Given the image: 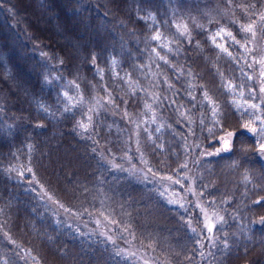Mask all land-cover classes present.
<instances>
[{"label":"trees","instance_id":"16d2710c","mask_svg":"<svg viewBox=\"0 0 264 264\" xmlns=\"http://www.w3.org/2000/svg\"><path fill=\"white\" fill-rule=\"evenodd\" d=\"M249 26L264 0H0V264H264Z\"/></svg>","mask_w":264,"mask_h":264},{"label":"rangeland","instance_id":"374dc122","mask_svg":"<svg viewBox=\"0 0 264 264\" xmlns=\"http://www.w3.org/2000/svg\"><path fill=\"white\" fill-rule=\"evenodd\" d=\"M221 32L222 31L216 34L218 36L219 42H223L226 37V34H222ZM247 35L248 38L244 43L245 46H243L244 47L243 49L246 52V54H248L247 56H250L252 74L254 75L256 82V89H255L256 98L254 100L252 99V101H248L246 103V106H250L254 110L258 111L257 113L262 116V119H264V36L259 37L258 32L255 33L253 31H251ZM228 38L234 39L233 36H228ZM261 121L263 125L260 127L262 128L264 134V120ZM261 155L264 159V149H261ZM173 198L176 199V196H174ZM196 205L199 207L202 213L205 227L209 230V228H212L216 220L219 218L218 213L215 212L214 210L205 207L201 203V201H199L198 198H196ZM136 254H138L140 260H146L148 261L147 262L148 264L150 263L149 261L150 259L144 256V254L140 252ZM150 264H152V262Z\"/></svg>","mask_w":264,"mask_h":264},{"label":"snow or ice","instance_id":"6c2138e0","mask_svg":"<svg viewBox=\"0 0 264 264\" xmlns=\"http://www.w3.org/2000/svg\"><path fill=\"white\" fill-rule=\"evenodd\" d=\"M245 31H249V32H251V31H252V27L249 26L247 29H245ZM228 35L231 36V33H229ZM158 38H159V37H157V39H158ZM252 131L255 132L256 129H252ZM262 149H264V145H262ZM209 231H211V228H209Z\"/></svg>","mask_w":264,"mask_h":264}]
</instances>
